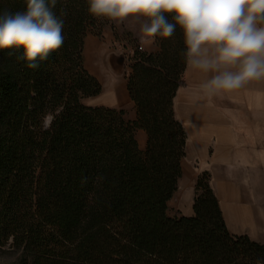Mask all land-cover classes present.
I'll list each match as a JSON object with an SVG mask.
<instances>
[{"label":"trees","instance_id":"trees-1","mask_svg":"<svg viewBox=\"0 0 264 264\" xmlns=\"http://www.w3.org/2000/svg\"><path fill=\"white\" fill-rule=\"evenodd\" d=\"M88 7L56 0L64 42L37 69L22 47L0 49V245L16 249L15 264H264V244L228 230L209 172L195 215L168 214L187 144L174 111L187 66L182 30L157 36L155 51L127 33L131 119L84 103L103 90L85 65L86 38L112 22Z\"/></svg>","mask_w":264,"mask_h":264},{"label":"crops","instance_id":"crops-1","mask_svg":"<svg viewBox=\"0 0 264 264\" xmlns=\"http://www.w3.org/2000/svg\"><path fill=\"white\" fill-rule=\"evenodd\" d=\"M128 27L137 34L139 28L130 21ZM141 46L157 50L154 40ZM96 49L106 47L98 43ZM97 50L85 53L92 68L97 66ZM93 70L103 85L100 96L109 95L98 103L125 109L135 119V103L125 75L110 69L106 77L104 71ZM207 78L208 74L187 65L174 99L175 116L185 129L187 144L182 176L169 202L168 214L195 215L196 185L200 174L207 171L230 233L248 235L264 244V80L252 81L232 93L206 95L199 85ZM137 139L140 148L145 149L147 133L139 130Z\"/></svg>","mask_w":264,"mask_h":264},{"label":"clouds","instance_id":"clouds-1","mask_svg":"<svg viewBox=\"0 0 264 264\" xmlns=\"http://www.w3.org/2000/svg\"><path fill=\"white\" fill-rule=\"evenodd\" d=\"M56 0H26L24 11L0 13V49L23 48L30 69L60 49L63 21ZM97 18L141 19L142 43L182 30L190 69L208 74L206 95L232 93L264 80V0H88ZM168 17H171L169 20ZM52 117L44 118L47 127Z\"/></svg>","mask_w":264,"mask_h":264},{"label":"rangeland","instance_id":"rangeland-1","mask_svg":"<svg viewBox=\"0 0 264 264\" xmlns=\"http://www.w3.org/2000/svg\"><path fill=\"white\" fill-rule=\"evenodd\" d=\"M17 11H21L12 0H0V13L3 12H12L15 13ZM129 21L137 28V34L133 33V31L128 27ZM141 19L130 17L123 22H111L108 25L103 33L102 37H98L95 35L90 34L85 41L84 47V56H85V65L86 68L95 75L93 69H97L98 71H104V75L107 77L108 72L110 69L114 70L113 73L121 74L127 77L130 72L129 67V57H132L134 49L132 45H130L129 41L127 40V33L132 34L135 38L138 39L140 45H147L146 43H142V33H141ZM118 35V37H117ZM93 40H96L94 44ZM155 40V38H154ZM103 44L106 47V50L98 51L97 44ZM89 45V46H88ZM86 50L88 53L96 51L98 54L97 56V66L95 68L91 67L89 61V55L86 56ZM112 60L115 61V66L112 63ZM113 67V68H112ZM116 68V69H115ZM109 95H99L97 97L86 98L84 99V103L88 106H98L100 105L98 102L99 100L106 99ZM128 118H130V112L127 111ZM18 257V252L15 248L11 246V243L7 244L6 246L0 245V264H15L16 259Z\"/></svg>","mask_w":264,"mask_h":264},{"label":"built area","instance_id":"built-area-1","mask_svg":"<svg viewBox=\"0 0 264 264\" xmlns=\"http://www.w3.org/2000/svg\"><path fill=\"white\" fill-rule=\"evenodd\" d=\"M140 49H142V47Z\"/></svg>","mask_w":264,"mask_h":264}]
</instances>
